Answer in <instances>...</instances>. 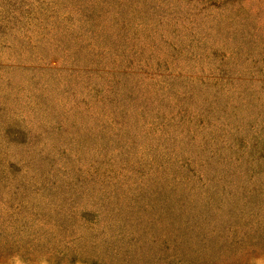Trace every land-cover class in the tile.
<instances>
[{
	"label": "rangeland",
	"instance_id": "1",
	"mask_svg": "<svg viewBox=\"0 0 264 264\" xmlns=\"http://www.w3.org/2000/svg\"><path fill=\"white\" fill-rule=\"evenodd\" d=\"M0 264H264V0H0Z\"/></svg>",
	"mask_w": 264,
	"mask_h": 264
}]
</instances>
